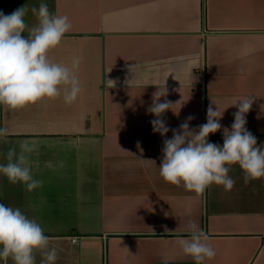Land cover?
Instances as JSON below:
<instances>
[{"label": "crops", "instance_id": "0c3cea01", "mask_svg": "<svg viewBox=\"0 0 264 264\" xmlns=\"http://www.w3.org/2000/svg\"><path fill=\"white\" fill-rule=\"evenodd\" d=\"M41 2L72 22L49 58L70 66L81 57L82 91L71 105L0 106V163L8 148L34 141L32 171L43 181L28 192L0 175V203L40 223L55 264H195L179 245L191 223L216 251L205 264H264V178L245 183L234 165L230 191L213 184L197 195L158 168L171 129L192 116L198 130L211 100L224 112L209 142L223 144L231 105L253 96L246 128L264 145V0H0V12L26 5L31 27ZM158 90L177 112L163 114L165 137L147 112Z\"/></svg>", "mask_w": 264, "mask_h": 264}, {"label": "clouds", "instance_id": "9594fccd", "mask_svg": "<svg viewBox=\"0 0 264 264\" xmlns=\"http://www.w3.org/2000/svg\"><path fill=\"white\" fill-rule=\"evenodd\" d=\"M30 11L37 21L31 27L25 20L29 12L26 5L8 15L0 12V106L22 110L61 97L65 104L71 105L82 91L78 77L82 58L75 57L69 66L53 61L49 53L72 30V22L66 14L50 12L44 2ZM166 95V90H158L147 109L155 117L151 121L153 132L162 137L170 131L163 114L173 111L174 105L167 99L161 102ZM253 103V96H244L231 105L238 111L231 128L223 130L222 145L208 139L223 127L220 120L224 111L212 100L207 108V122L198 130L190 128L192 116L178 129H171L172 138L163 142V158L158 167L163 180L201 195L213 184L230 191L235 185L229 175L234 165L242 170L245 183L264 178V145L258 146L257 138L246 128V114ZM7 135L8 130L0 128V141L7 143ZM36 149V142L28 140L19 142L18 150L8 148L2 153L6 163H0V175L11 184H22L28 192L41 187L43 181L34 178L31 164V154ZM210 239L202 228L191 223L188 235L179 240V245L195 264H205L216 256ZM51 240L35 218L19 207L0 203V261L4 264L9 259L12 264H37V254L41 257L39 264H55L58 253L55 247H50Z\"/></svg>", "mask_w": 264, "mask_h": 264}, {"label": "built area", "instance_id": "2783aa9c", "mask_svg": "<svg viewBox=\"0 0 264 264\" xmlns=\"http://www.w3.org/2000/svg\"><path fill=\"white\" fill-rule=\"evenodd\" d=\"M76 240H77L76 238H73V239H72L73 242H76Z\"/></svg>", "mask_w": 264, "mask_h": 264}]
</instances>
